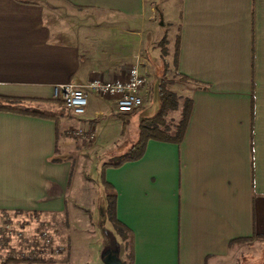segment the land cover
I'll list each match as a JSON object with an SVG mask.
<instances>
[{
    "label": "crops",
    "instance_id": "1",
    "mask_svg": "<svg viewBox=\"0 0 264 264\" xmlns=\"http://www.w3.org/2000/svg\"><path fill=\"white\" fill-rule=\"evenodd\" d=\"M178 1L173 49L154 71L148 57L157 46L142 27L161 15L157 0H0V104L16 109L0 108V215L66 221L69 264L85 263L75 259L74 236L109 219L99 146L129 149L142 119L131 134L135 112L119 113L96 93L85 114L67 116L50 102L53 87L123 78L136 64L161 79L174 66L177 34L173 68L185 76L180 95L193 102L183 139L150 140L142 157L104 174L133 236L132 264H223L247 245L264 252V0ZM78 127L95 137L71 135ZM95 158L102 195L87 170ZM120 239L116 253L128 264Z\"/></svg>",
    "mask_w": 264,
    "mask_h": 264
},
{
    "label": "rangeland",
    "instance_id": "2",
    "mask_svg": "<svg viewBox=\"0 0 264 264\" xmlns=\"http://www.w3.org/2000/svg\"><path fill=\"white\" fill-rule=\"evenodd\" d=\"M62 3H60L61 5ZM157 6L160 8L161 15H158V13L155 14V22H148L147 24H144L142 27V30L144 31V34L146 36V44H149L150 46H157L155 48L149 49L150 55L148 57V60L150 64L152 65L153 70L156 69L160 70L163 68V61L161 59L160 54H162L163 48H167L171 50L173 49L174 42H175V34H176V28H177V20H178V14H179V1L178 0H157ZM157 48V49H156ZM146 67V75L148 77V83L146 86V91L143 93L144 97V104L142 107L137 109L134 114H131L129 116L130 121H132L131 125H129L128 130L131 134L137 131V122L136 119L141 120L145 117H151L153 116L158 108H159V82L161 80H164L167 85L172 89L177 90V94L179 96L180 93H182V89L178 88V83L181 81V77H179L174 66L171 65L169 67L167 65L164 66V70L161 71V79L156 77L154 75V71L152 70L150 65H145ZM156 82V84H155ZM155 84V86H154ZM179 92V93H178ZM184 97V96H183ZM59 101V110L62 113L67 114V116H73L74 114L65 106V103L63 99L55 98ZM46 112H49V109L46 110ZM171 116L178 117V113L174 112L171 114ZM136 129V131H135ZM74 130H71L70 134L73 136H77L74 133ZM95 133V132H94ZM96 135V133H95ZM78 137V136H77ZM75 144L80 143L78 139L73 138L72 140ZM129 147L127 142L123 143H102L99 147L101 148L99 150V154L97 156H108L105 157L108 159L110 156H113L112 154H120L119 152L123 149L125 150L126 147ZM119 147V149H117ZM127 147V149H128ZM118 150V151H117ZM96 161L90 160L87 164V170L89 175L92 178H95L96 181H93L92 185L95 186V190L97 191V194L102 195L103 193V187L98 185L100 183L98 170L96 169ZM86 164V162H83ZM100 204L101 207L103 206V196H101ZM102 209V208H101ZM1 216L6 217H12L10 214H3ZM40 218V219H39ZM38 219V220H37ZM30 221L27 225H25V235L22 237H19L18 235H14L13 237H7L2 236L0 237V259L8 257L12 252L19 251L20 249H24L26 247V241L29 240V237H32L31 235L37 227H53L55 228V244L58 247H63V250L61 253L50 256L45 255L41 256L39 259H44L48 257H53L56 259H62L64 258L68 252H69V244L68 239L66 235V225L64 220L62 219H50V218H41V217H32V219L29 218ZM94 227L89 231L88 235H75L74 244H75V259L78 261L85 262L87 264H105L104 258L108 252L110 254L111 252H120V255L124 252V243L121 241V237L117 235V232L112 227V224L109 219L107 218H99L96 220ZM120 246L122 248H120ZM260 246L254 245H247L243 249H241V253H237L236 255H233L232 258L229 260H226L223 264H264V252H261L262 249ZM122 249V253H121ZM117 250V251H116ZM12 256V255H10ZM37 259V260H39ZM70 259V256H69ZM84 263V264H85ZM35 264H43L40 262H37ZM48 264V263H46ZM50 264V263H49ZM52 264H69V260L66 262H57Z\"/></svg>",
    "mask_w": 264,
    "mask_h": 264
},
{
    "label": "built area",
    "instance_id": "3",
    "mask_svg": "<svg viewBox=\"0 0 264 264\" xmlns=\"http://www.w3.org/2000/svg\"><path fill=\"white\" fill-rule=\"evenodd\" d=\"M147 84V76L141 72L138 64L131 66L123 78L115 80H102L95 77L86 84L74 82L59 83L54 85V98L63 99L65 106L76 116L86 113L89 105L90 93H96L104 98L111 99L119 113H132L144 104L142 89ZM74 133L83 139H93L94 131L87 132L81 127ZM40 219V218H39ZM18 221L13 217L0 215V237H13L25 235V225L30 221ZM38 220V219H37ZM55 228L37 227L26 242V247L19 251L11 250L12 257L23 259H39L41 256H55L62 252L63 247L55 244Z\"/></svg>",
    "mask_w": 264,
    "mask_h": 264
},
{
    "label": "trees",
    "instance_id": "4",
    "mask_svg": "<svg viewBox=\"0 0 264 264\" xmlns=\"http://www.w3.org/2000/svg\"><path fill=\"white\" fill-rule=\"evenodd\" d=\"M178 50H179V34H177L176 37L174 67L177 66ZM167 52H168L167 49L163 48L162 51L163 55H166ZM165 66L167 67V64ZM176 74L181 78H185V76L180 73H176ZM50 102L59 104V101L56 99L50 100ZM192 104L193 102L190 97L179 96L174 90H172L167 85V83L164 80H161L159 83V108L153 116L145 117L140 121L138 140L128 149L126 153L118 157H113L112 159L108 160L103 164L102 177H103L104 185L107 189V201H108L107 212L109 219L111 220L115 230L120 234L121 238L124 241H126V244L129 248L128 257L130 262L128 264H132L134 259L133 240H132L133 236L131 235L130 229L117 218V212H116L117 194L116 191L114 190V187L105 180L104 177L105 170L108 166H117V165H121L126 161L139 159L140 157L143 156L147 144L150 140L179 143L183 139L185 131L187 129L192 111ZM0 108L16 110L13 106L4 105V104H0ZM174 112L178 113V117L171 116V114ZM121 117H124V115H121ZM65 225L67 226L66 221H65ZM248 240H249L248 238L236 239L232 241V243L245 242ZM69 256H70V245H69L68 254L62 259H56L53 257H48L41 260L23 259L20 257L19 258L12 257L9 255L8 257L0 259V264H35L37 262L43 264L46 263L52 264L57 262L63 263L69 260Z\"/></svg>",
    "mask_w": 264,
    "mask_h": 264
},
{
    "label": "water",
    "instance_id": "5",
    "mask_svg": "<svg viewBox=\"0 0 264 264\" xmlns=\"http://www.w3.org/2000/svg\"><path fill=\"white\" fill-rule=\"evenodd\" d=\"M104 262L105 264H124L116 252H111L110 254L107 252Z\"/></svg>",
    "mask_w": 264,
    "mask_h": 264
}]
</instances>
